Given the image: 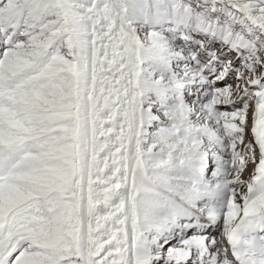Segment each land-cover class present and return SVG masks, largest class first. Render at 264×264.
<instances>
[{
	"label": "snow or ice",
	"instance_id": "1",
	"mask_svg": "<svg viewBox=\"0 0 264 264\" xmlns=\"http://www.w3.org/2000/svg\"><path fill=\"white\" fill-rule=\"evenodd\" d=\"M0 264H264V0H0Z\"/></svg>",
	"mask_w": 264,
	"mask_h": 264
}]
</instances>
